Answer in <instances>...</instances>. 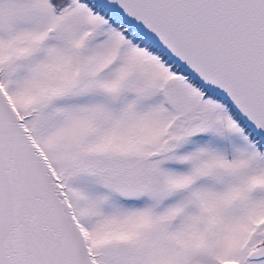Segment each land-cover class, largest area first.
<instances>
[{"label": "snow or ice", "instance_id": "1", "mask_svg": "<svg viewBox=\"0 0 264 264\" xmlns=\"http://www.w3.org/2000/svg\"><path fill=\"white\" fill-rule=\"evenodd\" d=\"M0 264H264V0H0Z\"/></svg>", "mask_w": 264, "mask_h": 264}]
</instances>
